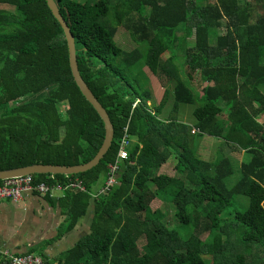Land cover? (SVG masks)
Wrapping results in <instances>:
<instances>
[{
	"label": "trees",
	"instance_id": "1",
	"mask_svg": "<svg viewBox=\"0 0 264 264\" xmlns=\"http://www.w3.org/2000/svg\"><path fill=\"white\" fill-rule=\"evenodd\" d=\"M54 1L74 36L81 74L115 127L111 150L93 170L33 176L50 187L83 182L86 191L68 190L60 200L66 231L94 209L91 233L58 263L254 264L247 256L256 248L255 264H264V0ZM223 26L211 45V31ZM120 30L134 48L119 44ZM142 62L164 88L159 104L151 103ZM170 102L176 107L166 112ZM181 105L194 106V124L177 117ZM126 134L132 141L118 184L97 195ZM207 135L230 147L228 157L198 156ZM105 137V121L72 76L65 33L47 2L0 0V171L87 164ZM236 152L249 156L240 169L230 158ZM171 161L174 175L158 173ZM238 195L249 199L244 212L230 211ZM157 198L175 207L184 230L155 214Z\"/></svg>",
	"mask_w": 264,
	"mask_h": 264
},
{
	"label": "crops",
	"instance_id": "2",
	"mask_svg": "<svg viewBox=\"0 0 264 264\" xmlns=\"http://www.w3.org/2000/svg\"><path fill=\"white\" fill-rule=\"evenodd\" d=\"M106 184L97 188V195ZM67 191L54 190L53 197L34 193L19 202L0 201V251L34 253L56 264L62 252L84 240L91 233L94 209L90 208L74 229L66 231L67 215L60 200ZM4 259L0 252V264L5 263Z\"/></svg>",
	"mask_w": 264,
	"mask_h": 264
},
{
	"label": "rangeland",
	"instance_id": "3",
	"mask_svg": "<svg viewBox=\"0 0 264 264\" xmlns=\"http://www.w3.org/2000/svg\"><path fill=\"white\" fill-rule=\"evenodd\" d=\"M256 13L257 12L253 14V21H255ZM225 32H226L225 26L221 27L220 29L212 30L210 37H209L210 44L214 45L216 43L217 36L219 34H224ZM116 40L119 42V44L123 45L126 50H129L135 47V43L130 39V34H128L124 30H120ZM139 48L142 54L144 55L147 52L149 45L144 44L140 46ZM170 53L171 51L166 52L163 55V59L165 60L168 57H170ZM140 66L141 67L139 68H141L144 71V73H146V75L151 81V88H152V92L154 95L153 96L154 99L151 101V103L154 105L159 104V102L161 101L163 92H164V88L157 81V79L151 74V72L144 66L143 62L140 64ZM192 86L197 91H201L202 89L201 81L199 79L193 80ZM175 107L176 106L173 104V102H170L167 104L165 111L166 112L173 111ZM193 108L194 106H191V105H181L179 108L176 109L175 114L178 115L177 117L187 121L188 123L192 125L195 122V118L192 115ZM59 109L61 112H64L63 105H59ZM166 112L164 113V115H162V117L167 115ZM230 152H232V150L230 149L228 145H226L225 142H222L220 139H217V138H212L209 135L205 136L204 138L200 140L198 149H197L198 156L204 161L213 160L217 156L218 153H221L223 154V156L228 157ZM230 158H232V163L236 164L237 166L235 167L236 169L237 168L240 169V165L242 162L249 160V156L245 155V153L243 152L241 153L236 152V156L230 157ZM158 173H167V174L174 175L175 168H174L173 162L172 161L168 162L165 166L161 168V170L158 171ZM235 201H236V205L230 208V211L244 212L248 209L249 199L247 197L238 195L235 197ZM151 208L153 211H155L156 215H158L159 212L161 213L168 227L172 229H175L178 227L177 230L179 231L184 230V227L179 225V222L176 218V210L173 205L166 203L164 200H161L160 198H157L151 203ZM227 212L229 211L227 210ZM142 244H144V242L143 243L141 242L140 245L142 246ZM252 252L253 254L251 256H247V262L248 263L254 262L255 264L256 262L254 261V257H258L257 249L254 248ZM207 258H209L210 260L214 262V259L211 255H208Z\"/></svg>",
	"mask_w": 264,
	"mask_h": 264
},
{
	"label": "water",
	"instance_id": "4",
	"mask_svg": "<svg viewBox=\"0 0 264 264\" xmlns=\"http://www.w3.org/2000/svg\"><path fill=\"white\" fill-rule=\"evenodd\" d=\"M45 1L47 2V5L51 10L53 16L59 22L65 33V39H66V45L68 51V61L70 64L72 76L76 84H78L79 87L81 88L83 94L94 105V107L98 110V112L104 119L105 127H106V137L97 156L87 164L70 166V167L58 166V165L35 164L27 167L3 170L0 171V181L10 178L20 177V176H34V175L71 176V175H79L81 173H87L100 165L102 160L111 150V147L114 143L115 127L112 122L111 116L108 110L106 109V107L95 95V93L90 88L89 84L86 82V80L83 78L81 74L80 65L78 62V54H76L78 50H76L74 36L71 30H69L65 22V19L61 15L56 2L54 0H45Z\"/></svg>",
	"mask_w": 264,
	"mask_h": 264
},
{
	"label": "built area",
	"instance_id": "5",
	"mask_svg": "<svg viewBox=\"0 0 264 264\" xmlns=\"http://www.w3.org/2000/svg\"><path fill=\"white\" fill-rule=\"evenodd\" d=\"M193 129L192 132H195ZM131 138L126 134L121 141V149L119 153V160L116 165L111 167L110 178L107 181L105 188L101 194L106 195L111 190L112 185L118 184L116 173L119 170V161L128 158V147L131 143ZM81 190L86 191L82 181L70 182L67 186L50 187L44 183L35 184L33 176H20L3 180L0 183V201L19 202L27 194H39L41 196L53 197L54 190ZM4 258V264H53L45 261L42 256L34 253L15 254L8 249L0 251ZM60 264V263H56Z\"/></svg>",
	"mask_w": 264,
	"mask_h": 264
}]
</instances>
